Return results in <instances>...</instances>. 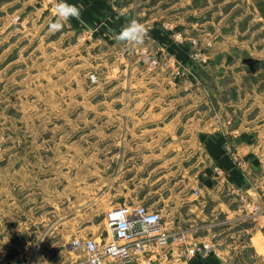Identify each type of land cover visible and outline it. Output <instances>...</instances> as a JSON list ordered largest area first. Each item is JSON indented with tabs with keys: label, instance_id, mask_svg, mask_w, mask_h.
Returning a JSON list of instances; mask_svg holds the SVG:
<instances>
[{
	"label": "rangeland",
	"instance_id": "374dc122",
	"mask_svg": "<svg viewBox=\"0 0 264 264\" xmlns=\"http://www.w3.org/2000/svg\"><path fill=\"white\" fill-rule=\"evenodd\" d=\"M55 2L0 0V231L18 250L30 242L32 259L50 245L60 253L53 264H67L81 257L70 243L105 236V215L123 204L110 175L124 170L123 151L150 147L142 123L154 115L144 108L190 105L207 59L194 48L170 65L148 33L130 48L70 21L50 32ZM157 189L143 190L150 210L159 209ZM258 216L224 232L220 258L264 264Z\"/></svg>",
	"mask_w": 264,
	"mask_h": 264
},
{
	"label": "crops",
	"instance_id": "0c3cea01",
	"mask_svg": "<svg viewBox=\"0 0 264 264\" xmlns=\"http://www.w3.org/2000/svg\"><path fill=\"white\" fill-rule=\"evenodd\" d=\"M67 2L83 4L87 27L75 19L70 23L93 31L101 40H117L121 26L137 19L163 46L170 65L172 61L184 64L191 49L204 53L207 62L206 68L198 70L199 85L194 87L190 79L191 104L173 109L145 107L146 116L154 115L142 123L151 127L142 133V142H150V147L123 151L124 170H112L110 182L111 190L125 196L119 200L123 204H147L148 209L153 205L147 203L143 190L147 188L148 194L157 183L165 229L187 244L212 243L211 257L188 264L218 263L217 256L225 253L220 246L224 232L249 220L239 196L259 200L264 189V0ZM232 155L246 166L238 167ZM213 164L221 168L223 178L213 173ZM83 234L78 231L79 237ZM13 241L0 231V264L11 252L22 264L29 260V264H53L60 256L46 245L47 250L32 259L35 250L28 248L30 242L18 250Z\"/></svg>",
	"mask_w": 264,
	"mask_h": 264
},
{
	"label": "built area",
	"instance_id": "2783aa9c",
	"mask_svg": "<svg viewBox=\"0 0 264 264\" xmlns=\"http://www.w3.org/2000/svg\"><path fill=\"white\" fill-rule=\"evenodd\" d=\"M232 160L240 168L246 166L237 155H232ZM212 171L218 178L224 177L219 166L213 164ZM239 197L247 219L264 213V189L259 200ZM105 226V236L74 239L70 247L81 257L67 264H188L213 255L211 242L185 243L182 237L165 229L159 210L141 204L114 207L105 215ZM217 259L218 264H229L219 256Z\"/></svg>",
	"mask_w": 264,
	"mask_h": 264
},
{
	"label": "clouds",
	"instance_id": "9594fccd",
	"mask_svg": "<svg viewBox=\"0 0 264 264\" xmlns=\"http://www.w3.org/2000/svg\"><path fill=\"white\" fill-rule=\"evenodd\" d=\"M83 4H70L67 0H56L53 10L56 16L55 22L49 26L50 32L60 31L64 24L71 19L78 21L83 27H87L82 19ZM147 34L146 26L137 19H130L121 26L117 33V40L125 46L135 48L144 42Z\"/></svg>",
	"mask_w": 264,
	"mask_h": 264
},
{
	"label": "water",
	"instance_id": "95a60500",
	"mask_svg": "<svg viewBox=\"0 0 264 264\" xmlns=\"http://www.w3.org/2000/svg\"><path fill=\"white\" fill-rule=\"evenodd\" d=\"M5 264H22V261L15 252H11L5 256Z\"/></svg>",
	"mask_w": 264,
	"mask_h": 264
}]
</instances>
